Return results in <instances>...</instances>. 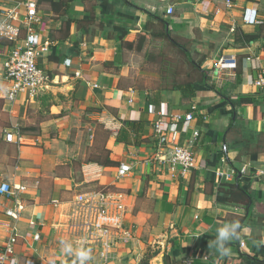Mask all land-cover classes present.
Instances as JSON below:
<instances>
[{
	"label": "crops",
	"instance_id": "crops-1",
	"mask_svg": "<svg viewBox=\"0 0 264 264\" xmlns=\"http://www.w3.org/2000/svg\"><path fill=\"white\" fill-rule=\"evenodd\" d=\"M21 1H0V10ZM37 2L36 30L52 46L39 59L50 81L35 96L7 98L5 62L14 44L0 37V183L27 188L0 206V253L15 226L16 264H72L60 243L83 247L66 229L72 201L105 189L125 193L132 236L109 263L91 248L88 264H264V91L255 85L264 73V0ZM224 57L239 68L218 66ZM202 60L206 76L192 64ZM189 83L195 95L184 98ZM228 96L255 105L238 108L233 122ZM162 106L164 129L177 113L195 115L178 124L183 145L200 131L196 168L186 174L156 144L151 110ZM125 121L144 122L141 146L118 141ZM108 156L118 165L93 161ZM121 164L132 171L118 181ZM10 207L20 209L18 220L5 215ZM233 222L247 231L222 257L209 243Z\"/></svg>",
	"mask_w": 264,
	"mask_h": 264
},
{
	"label": "built area",
	"instance_id": "built-area-1",
	"mask_svg": "<svg viewBox=\"0 0 264 264\" xmlns=\"http://www.w3.org/2000/svg\"><path fill=\"white\" fill-rule=\"evenodd\" d=\"M3 1V0H0ZM229 2V1H228ZM230 4V2H229ZM174 8L168 9V14H173ZM40 22L37 0H23L3 11L0 10V37L14 44L9 58L5 62V78L11 85L7 91V98L15 101L22 93L28 92L31 96L44 89L49 81L48 73L39 65V59L48 55L52 43L42 40L36 30ZM255 18L249 23H255ZM65 65L70 66L71 60H66ZM221 68L236 69L234 57L221 58L218 62ZM79 76V73L77 74ZM255 85L264 91V73L260 72L255 80ZM157 116L155 122L156 144L168 151L166 162L173 167H180L183 173H188L196 168V155L193 143L200 136V131H194V139L189 145L181 143L179 123H191L195 119L194 113H177L172 116L173 125L170 129L162 127V121L167 116L165 107L151 110ZM7 140H13V134L7 135ZM132 171V166L121 164L117 169L118 181L127 177ZM221 177L228 176L219 173ZM25 186H12L9 183H0V206L6 200L17 202L20 195L26 191ZM125 193L100 189L88 194L79 195L72 201V206L66 219V229L75 237L84 248H97L103 263H109L113 258L114 247L121 241L128 242L132 233L126 227L125 216L127 206L124 202ZM55 204H58L55 202ZM5 215L18 220L21 211L18 208H6ZM36 226L35 221L30 222ZM41 235L35 233L34 240L39 241ZM18 244L16 227H12L3 250L0 253V264H16L15 248ZM245 246L241 243V247ZM53 264H59L55 262ZM183 264H194V259H188Z\"/></svg>",
	"mask_w": 264,
	"mask_h": 264
},
{
	"label": "trees",
	"instance_id": "trees-1",
	"mask_svg": "<svg viewBox=\"0 0 264 264\" xmlns=\"http://www.w3.org/2000/svg\"><path fill=\"white\" fill-rule=\"evenodd\" d=\"M57 9V7L55 8ZM243 36L245 37V39L249 40V41H254V39H256V35L253 34H243ZM175 45L178 46V43L175 41L173 42ZM183 48L185 49V47L183 46ZM183 49V50H184ZM185 53L187 51H184ZM202 62H204V60L200 61V62H196V61H192V64H194L195 68L200 72V74L206 76V73L204 70L201 69L202 66ZM238 64H237V68L238 69ZM193 83H189L184 89L183 91V97L184 98H192L195 95V92L193 91ZM228 103L230 104V106L232 107V120L233 122H237L239 121V115L237 113L238 108H244L246 106H250V105H255L254 101L252 99H245V98H241L238 100H234L231 97H227L226 98ZM144 128V122L141 121H125L124 122V127L121 129L119 136H118V141L121 144L124 145H134L136 147L141 146L143 143L140 142L139 138L140 136H142V131ZM232 129V127H231ZM259 146H257L256 149H258ZM259 150H257L258 152ZM108 153V151H106ZM94 162L100 163L103 166H117L118 163L111 160L110 157L108 156L106 160H104V162H101L99 158H95L93 159ZM246 200V199H244ZM264 263V262H263Z\"/></svg>",
	"mask_w": 264,
	"mask_h": 264
},
{
	"label": "clouds",
	"instance_id": "clouds-1",
	"mask_svg": "<svg viewBox=\"0 0 264 264\" xmlns=\"http://www.w3.org/2000/svg\"><path fill=\"white\" fill-rule=\"evenodd\" d=\"M242 231H247V229H242L239 222L224 224L216 229L215 239L210 241L209 246L215 247L220 256H227L231 251L230 243L234 239H239ZM60 243L63 254L75 257L72 264H88L92 260L91 248H74L73 244L66 240H61Z\"/></svg>",
	"mask_w": 264,
	"mask_h": 264
}]
</instances>
